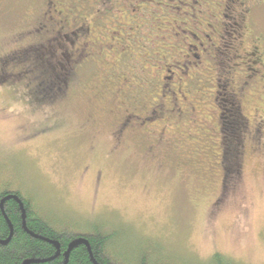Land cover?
I'll use <instances>...</instances> for the list:
<instances>
[{
    "label": "rangeland",
    "instance_id": "1",
    "mask_svg": "<svg viewBox=\"0 0 264 264\" xmlns=\"http://www.w3.org/2000/svg\"><path fill=\"white\" fill-rule=\"evenodd\" d=\"M33 1L0 0V59L16 53L27 38L20 35L31 29ZM154 8L150 18L145 11L139 20L144 27L135 48L140 52L119 64L120 70L126 67V77H82L51 103L41 102L26 80L0 86V180L9 181L10 190H24L52 219L79 229L108 225L121 236L117 252L123 264L127 258L140 264L141 258L161 257L208 264L215 253L236 264H264V81L253 77L256 81L242 93L247 125L235 156L239 173L229 180L224 177L220 101L211 86L229 71L247 76L243 60L215 52L210 72L204 74L208 66L197 71L202 75L198 84L195 80L197 92L188 79L175 76L164 100L170 99L162 100L168 120L148 129L153 138L114 134L119 83L145 85L146 107L160 96L159 59L183 52V15ZM256 21L264 30V17ZM89 35L99 40L97 32ZM113 59L117 64L118 56ZM104 66L105 71L110 67ZM173 105L181 112L168 115Z\"/></svg>",
    "mask_w": 264,
    "mask_h": 264
},
{
    "label": "flooded vegetation",
    "instance_id": "2",
    "mask_svg": "<svg viewBox=\"0 0 264 264\" xmlns=\"http://www.w3.org/2000/svg\"><path fill=\"white\" fill-rule=\"evenodd\" d=\"M171 2L176 4L171 6ZM155 5L162 11L166 9L168 16L171 13L183 15L179 46L184 53H177L165 62L159 59L156 79L161 83L157 92L160 96L146 107H142L146 102L144 94L147 95L145 85L142 88L119 83L115 94L119 101L114 102V114L119 118L114 134L121 139L142 134L153 138L154 132L147 133L148 129L153 128L156 121L168 120L162 100L170 99L164 100L166 91L172 88L170 81L175 76L188 79L191 88L197 92L195 80L198 84L201 79L198 77L202 76L197 71H204L203 67L208 66L204 74L210 72L212 56L218 52L219 57L230 53L229 60H243L247 68V76L229 71L225 78L215 79L211 84L216 90L217 101H220L221 133H225L226 138L242 139L247 125L242 112V93L256 81L253 77L264 81V30H258L256 21L258 17H264V0H160L158 3L155 0H34L31 29L26 35H20L27 38L16 53L5 54L0 59V86L5 82L26 80L25 85L39 100H51V103L65 96L82 77L113 79L117 73L126 77L129 75L126 67L120 70L119 64L127 56L140 52L139 47L135 48L144 27L139 20L145 11H149L147 17L150 18ZM91 30L92 34L97 32L99 40L93 37V41L89 40ZM220 43L224 44L221 48ZM115 56H118L117 64L111 62ZM106 63L110 67L105 71ZM11 64L15 68L9 69ZM227 68L234 71L232 67ZM234 77L239 78L237 85L233 82ZM149 87H152L150 83ZM171 111L181 112L176 111L174 105L167 114ZM229 124L235 126V132ZM234 153L239 157L240 149ZM234 173L238 176L239 165Z\"/></svg>",
    "mask_w": 264,
    "mask_h": 264
},
{
    "label": "trees",
    "instance_id": "3",
    "mask_svg": "<svg viewBox=\"0 0 264 264\" xmlns=\"http://www.w3.org/2000/svg\"><path fill=\"white\" fill-rule=\"evenodd\" d=\"M229 108L232 109L231 106ZM226 114L228 116L227 112ZM228 127L231 131L232 128L234 132L236 131L235 126L229 124ZM225 136L224 134L222 142L226 163L224 177L229 180L239 165L234 152L239 151L242 140ZM8 187H10L9 181L0 180V200L6 195H16L21 200L25 211V228L22 212L17 202L15 200L5 202L3 210L0 209V241H7L11 232L12 236L5 245H0V264H24L28 261L29 264H64L69 245L81 238L87 241L88 247L84 244L74 247L68 256L67 264H123L120 253L117 252L121 236L108 225L95 223L89 224L88 229H79V226L72 222L57 221L56 218L52 219L51 215L42 214L35 203L22 194L24 190H10ZM53 243H57L59 247L57 256ZM141 259L140 264H178L166 257L155 261L149 258ZM123 262L124 264H139L128 258ZM208 264L236 263L228 257L215 253Z\"/></svg>",
    "mask_w": 264,
    "mask_h": 264
},
{
    "label": "water",
    "instance_id": "4",
    "mask_svg": "<svg viewBox=\"0 0 264 264\" xmlns=\"http://www.w3.org/2000/svg\"><path fill=\"white\" fill-rule=\"evenodd\" d=\"M9 200H15L17 202V204H18V206H19V208H20V210L22 212L23 227L25 228V223H24L25 211H24V208H23V203L21 202V200L16 195H6L2 200H0V209L3 210V206H4L5 202H7ZM11 236H12V232H11L10 237L8 238L7 241H5V242H1L0 241V245H5L10 240ZM81 244H84L85 246L88 247L87 241L85 239H83V238H81L80 240H78L76 242H73L72 244L69 245L68 250H67V252L65 254L66 259H65V263L64 264H67L68 256H69L71 250L74 247H76L78 245H81ZM53 245H54V247L57 250V254H56V256H57L59 254L58 244L57 243H53ZM91 261L94 262L92 258H91ZM29 263L30 262L28 261V262H25L24 264H29Z\"/></svg>",
    "mask_w": 264,
    "mask_h": 264
}]
</instances>
